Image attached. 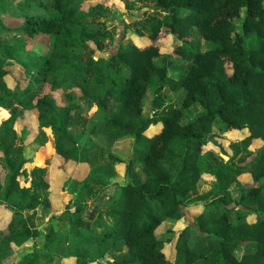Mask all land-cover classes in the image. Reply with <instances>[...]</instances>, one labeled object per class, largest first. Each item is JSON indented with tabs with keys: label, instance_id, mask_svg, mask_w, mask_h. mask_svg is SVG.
Masks as SVG:
<instances>
[{
	"label": "trees",
	"instance_id": "1",
	"mask_svg": "<svg viewBox=\"0 0 264 264\" xmlns=\"http://www.w3.org/2000/svg\"><path fill=\"white\" fill-rule=\"evenodd\" d=\"M1 2L22 20L15 28L23 35L0 39V106H12L0 121V159L6 169L2 201L15 207L0 227V260L32 235L23 211L52 204L50 192L42 196L20 185L26 158L14 148V124L26 111H35L37 127L52 131L56 158L61 163L83 162L65 120L80 108L78 100L87 99L102 113L90 129L92 135L108 146L121 138L133 139L132 154L124 162L128 179L112 185L116 193L110 198L107 186L91 213L81 203L88 186L83 184L67 229L78 238L71 253L56 256L47 250L66 234L49 228L42 251L24 255L17 264H90V248L99 256L117 251L111 264H264V0H154L161 15L149 23V43L137 44L123 32L116 45L101 49L89 62L70 53L115 39L86 24L95 13L108 10L103 3L84 9V0ZM36 34H48L50 45L32 65L21 57L25 35ZM161 35L176 39L171 50H160L156 41ZM196 42L206 48L195 49ZM160 56L171 61L170 68L157 62ZM111 60L118 65L111 67ZM7 61L48 75L50 91L27 105L31 99L21 96L27 81L10 84ZM24 75L28 79V72ZM67 87L66 101L59 103L53 91ZM148 89L181 95L163 112H145ZM196 105L200 113L185 116ZM216 127L221 134L240 132L231 138L230 154L223 152L228 161L209 164L202 155L204 134ZM242 156L251 159L247 165L233 163ZM119 162L110 153L105 164L91 170L98 176L104 172L107 180L116 175ZM205 172L214 177L215 186L193 201L200 203L194 215L196 233L191 236L185 228L175 239L158 238L155 231L164 221L185 215L183 196L196 189ZM135 173L138 181L132 178ZM242 175L250 184H242ZM232 203L243 208L236 221L229 217ZM170 241L172 258L164 251ZM241 246L248 250L236 256Z\"/></svg>",
	"mask_w": 264,
	"mask_h": 264
},
{
	"label": "rangeland",
	"instance_id": "2",
	"mask_svg": "<svg viewBox=\"0 0 264 264\" xmlns=\"http://www.w3.org/2000/svg\"><path fill=\"white\" fill-rule=\"evenodd\" d=\"M0 0V32L1 40H9L16 35H23L21 31L16 30L15 27L22 24V20L19 17H15L10 14L6 5H3ZM12 3H18L22 0H10ZM48 2L49 0H40V2ZM96 3H103L108 10H101L88 18L86 24H90L91 27L100 32L110 33L114 36V40L106 38L103 45L100 47L89 48L81 51H72L70 56L80 57L82 60L89 62L95 58L96 53L101 49L108 48L111 45H116L123 32L128 33L132 40L137 44L143 45L150 42L147 37L149 30V23L151 20L156 19L161 15L158 9L154 7V0H84L82 8L87 9L89 6ZM119 11L126 13L137 14L136 16H129L128 14L120 15ZM235 23L240 25L241 19L236 18ZM25 52L22 53V59L29 61L32 65L39 53L48 51L50 45V37L48 34H36L33 37L25 35ZM176 42L171 35H161L156 41L160 50L163 52L169 51L172 45ZM195 49H205L203 45L195 43ZM158 63H164L170 68L171 61L160 56L156 59ZM111 67L118 65L115 61L108 62ZM10 75L8 81L10 84L14 83L15 79H19L22 83L27 81L25 91L21 92V96H27L31 99V102L27 105H31L36 99L50 91V77L44 73L37 74L35 68H27L28 79L25 77V71L21 64L18 62H9ZM88 76L91 75L90 69L87 70ZM172 72V70L170 69ZM36 74L37 76L35 77ZM40 76V77H39ZM66 90L58 89L53 91L55 98L59 103H65ZM78 93V89H76ZM181 95L180 92L175 93L166 89L161 91L148 89L143 110L145 112L156 110L157 112H163L168 105H174L176 100ZM159 96V97H157ZM80 108L72 111L66 118L65 124L69 125L71 132L74 135L75 141L82 151L83 162H66L61 163L54 154V141L52 131L50 128H39L36 123L35 111H26L24 116L19 119L13 128V145L16 151L21 152L26 158L20 172V185L26 186L31 192L38 191L42 196L48 192L51 193L52 204L51 207L46 209L39 206L36 210L33 209L24 210L26 222L31 231V237L23 244L13 248L9 255L0 260V264H17V262L26 254L32 252H40L43 249L45 232L49 228H55L65 232L62 233L57 242H54L47 247V250L52 252L56 256H62L69 254L73 251L78 238L68 233L69 221L74 211L73 201L79 195L83 184H87L85 187L84 195L82 196L81 203L86 212L91 213L97 201L103 198V190L109 187V196L115 194V188L112 187L114 183L123 184L127 181L128 177L125 173L124 162L129 159L132 154L133 139L125 137L116 140L112 145H106L98 135H92L90 133L91 127L101 120L102 113L87 99L78 100ZM18 104V105H17ZM13 106H19L17 103ZM12 107V106H10ZM10 107L0 106V121L6 118L9 114ZM20 107V106H19ZM25 108V107H24ZM200 107L194 106L192 109L186 111L185 116L193 117L200 113ZM189 119V118H188ZM186 118H184L185 122ZM240 131L233 130L221 134L219 130L214 129L211 132L205 133V144L202 146V155L206 158L209 164L214 162H227L230 149L229 143L232 141V136L239 134ZM224 150L228 154L223 153ZM112 153L118 157L121 162L115 166L116 175L113 177L103 179L104 172L100 175L93 174L91 168L103 165L108 160V154ZM250 158L242 156L233 163H245L247 165L250 162ZM63 162V161H62ZM241 177L242 184H250V180L245 178V175ZM130 177V176H129ZM6 178V169L0 159V227H2L10 218L13 211V205L11 208L2 201V193L4 187V181ZM132 178L138 181L137 174H133ZM215 179L210 174L205 172L200 178L195 190L190 191L183 196V201L187 204L185 206V215L178 220L164 221L155 231V234L160 239L171 238L175 239L177 234L187 229V232L193 236L196 233L197 228L194 224V215L200 209V203L193 202L196 196L201 192L206 191L210 187L215 186ZM233 198L236 199L239 196V191L233 189ZM96 202V203H95ZM231 210L229 217L232 221L238 220L239 212L243 209L234 203L231 204ZM96 213L94 214V216ZM66 237V238H64ZM85 243L88 240H84ZM76 242V243H75ZM173 241H170L164 246V251L167 256L173 257ZM75 244V245H74ZM248 246H241L235 251L236 256H240L243 252L248 250ZM117 251H108L103 256H99L97 251L90 248L87 254V259L90 264H111L114 261Z\"/></svg>",
	"mask_w": 264,
	"mask_h": 264
},
{
	"label": "crops",
	"instance_id": "3",
	"mask_svg": "<svg viewBox=\"0 0 264 264\" xmlns=\"http://www.w3.org/2000/svg\"><path fill=\"white\" fill-rule=\"evenodd\" d=\"M159 12L161 13V11L159 10ZM9 67V66H8Z\"/></svg>",
	"mask_w": 264,
	"mask_h": 264
}]
</instances>
